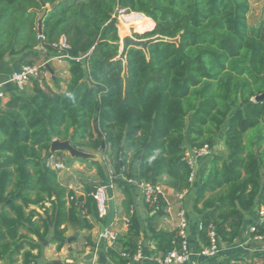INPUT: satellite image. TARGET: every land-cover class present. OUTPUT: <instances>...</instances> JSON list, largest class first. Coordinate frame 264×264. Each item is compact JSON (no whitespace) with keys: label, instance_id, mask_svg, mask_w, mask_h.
Instances as JSON below:
<instances>
[{"label":"trees","instance_id":"1","mask_svg":"<svg viewBox=\"0 0 264 264\" xmlns=\"http://www.w3.org/2000/svg\"><path fill=\"white\" fill-rule=\"evenodd\" d=\"M155 1L156 8L152 0H0V63L33 65L39 47L56 56L53 45L64 39L68 72L65 81L54 79L64 91L33 81L30 89L12 90L0 109V206L13 213L0 219V260L14 264L21 255L22 264H33L31 252L48 235L59 250L61 226L80 224L84 210L96 217L95 186L88 183L85 199L75 198L46 165L53 140L96 153L104 146L102 163H89L102 182L110 168L123 195L127 231L106 252L118 264L127 263L121 253L133 256L141 235L162 253L179 243L176 231L156 229L161 196L145 204L153 212L145 221L130 214L122 177L137 170V178L165 177L174 192L189 190L187 149L222 143L224 150L203 161L187 199L198 218L197 249L208 246L210 229L227 246L239 241L246 216L264 207V100L254 101L264 92V22L248 25V0ZM119 8L145 23L128 24L121 34ZM123 36L146 45L120 50ZM30 206L42 216L27 212ZM256 230L252 237L264 240V227Z\"/></svg>","mask_w":264,"mask_h":264},{"label":"crops","instance_id":"2","mask_svg":"<svg viewBox=\"0 0 264 264\" xmlns=\"http://www.w3.org/2000/svg\"><path fill=\"white\" fill-rule=\"evenodd\" d=\"M259 21L257 25L260 23ZM264 22V21H263ZM251 27H257L255 25H250ZM40 53V59L36 61V63L45 62V68L41 73L40 79L37 80V83L40 87L42 85L48 86L53 91L62 92L65 89V84L60 82L58 85H55L54 79L59 78L62 81H65L68 78L67 72V64L63 60L55 59V56H46L42 48L37 49ZM59 64V65H58ZM61 66V72L57 68ZM21 66L6 61L0 63V83L6 81L11 73L17 71ZM32 82H29L26 86V89H30L32 87ZM5 89L8 92L7 98L2 101L0 105V109H4V105L10 98V92L14 90L12 85H6ZM92 154H96V152H90ZM66 155V154H65ZM68 156V155H66ZM51 158V157H50ZM46 159L47 165L53 168L55 163H60L59 159L56 161H50ZM49 161V162H48ZM49 163V164H48ZM65 168V167H64ZM56 170V169H54ZM69 170H76L78 175H74L71 173L70 175H62L61 171L70 172ZM58 171V181L59 183L66 187L68 190H71L74 193L75 198L84 197L85 192L84 186L88 183L92 185L103 183L100 181L96 175L94 167L90 165L89 161L87 163H77L73 162L71 168H65L64 170H56ZM133 176H136L135 173ZM126 186V185H125ZM130 191L134 212H137L143 221L146 220L147 215L150 216L153 214L147 211V207L142 200V197L135 187H127ZM164 202L168 205V213L163 214L156 221V229L161 232H173L176 231V212L180 207L179 204L175 203L173 200V191L169 188H164ZM118 194V196H117ZM112 198H113V208H114V218L109 226H105L109 228L110 231L117 233L118 238L124 236L127 231V226L125 225L126 215L124 213L122 207L123 195L118 186H113L112 190ZM69 203V199L67 202V206ZM49 204H45V207H48ZM182 206L185 207L187 211V215L189 218V238L190 242L194 246H198L199 243L197 239L198 232V218L193 215L190 211V203L187 200L185 203L183 202ZM42 216V211L38 208L30 206L29 210H33ZM255 213L254 209L250 214H248L245 218V222L243 225V232L239 241H235L232 245L227 246V251L224 252L223 256H220L216 261L207 262L205 264H264V240H256L252 235H248L247 227L254 223L255 221ZM3 214H8L10 217H13V213H11L7 208H3L0 206V219ZM82 217H80V224L78 225H70L65 223L61 228L65 227L64 232V240L62 247L57 250L56 244L51 242V235L47 236L45 241L38 245V248L31 253L34 256H37L34 260L33 264H118V260L113 259V257L109 256L103 251L104 240L101 238L100 233L101 225L105 223L96 220V217L87 212L86 210L82 211ZM81 220L83 223H81ZM90 227V228H89ZM21 234H26L25 230H20ZM34 242H36V238L34 236H29ZM141 243L143 257L138 261H128L126 264H156L153 259L155 257H160L163 253L156 249L153 241L141 235V238L137 243ZM25 250L28 248L25 246ZM99 254L104 255V260L100 262ZM16 261L14 264H22L23 259L21 255L16 256ZM129 262V263H128ZM0 264H11L9 259L6 257L5 260H0Z\"/></svg>","mask_w":264,"mask_h":264},{"label":"built area","instance_id":"3","mask_svg":"<svg viewBox=\"0 0 264 264\" xmlns=\"http://www.w3.org/2000/svg\"><path fill=\"white\" fill-rule=\"evenodd\" d=\"M53 48L57 52L55 59L62 60L64 57L61 54L67 49L64 39H60L57 44L53 45ZM45 65V62L40 64L24 65L21 66L17 71L11 73L6 81L0 83V105L2 101H4L8 96V92L5 89L6 85H12L14 89L19 91L23 90L29 82L40 79ZM214 152V148L212 149L208 146H204L200 149H187L185 151L184 161L190 169L187 181L191 189H185L181 192H174L172 190L174 202L180 205L176 212V233L179 243L174 245L170 250L164 252L160 257H155L153 261L156 264H202L204 262H213L216 261L220 256H223L224 252L228 250L227 245L220 242L213 229H210L208 232V246L201 247L200 249H197L196 244L193 246L189 238V218L185 207L182 206L183 202L185 203L190 196L191 190H193L196 186L200 170L199 165H201L204 160L211 158ZM53 168L56 170H62L64 169V166L57 162L53 165ZM107 173L108 183L103 182V185L98 184L95 186V190L92 194L95 203L96 220L100 222H103L106 219L109 209V202L113 201L112 195L108 192L109 189L113 190L114 186L112 176L113 171L108 168ZM122 181L127 187L137 188L143 202L149 206L157 202L158 196H161L164 200L163 190L166 188L164 184L166 181L165 177H161L160 180L155 183L137 178V176H133L130 179L122 177ZM167 206L168 205L165 203V207L163 208L164 214L168 213V208H166ZM255 210V221L253 224L247 227L248 235L256 233V225L264 227V207H260ZM133 212L134 208L132 206L130 208V214ZM128 224L129 219L126 217L125 225L128 226ZM100 236L104 240L102 249L105 253L115 245L118 239L117 233L110 231L109 228L106 227L100 233ZM254 238L258 241L263 240V238L258 235L254 236ZM121 257L128 261L141 260L143 257L141 243H137V249L133 256L121 253Z\"/></svg>","mask_w":264,"mask_h":264},{"label":"rangeland","instance_id":"4","mask_svg":"<svg viewBox=\"0 0 264 264\" xmlns=\"http://www.w3.org/2000/svg\"><path fill=\"white\" fill-rule=\"evenodd\" d=\"M248 2H249L250 10H249V14L247 16V23H248V25L250 24V25L257 26V23L259 21H264V0H248ZM114 16H115V19L117 21V26H119V24L121 25V30H120L121 34L125 33V28H126V26L128 24H144L145 23V19H144L143 16H141V15H133L132 13H129V12H127L126 10H124L122 8L117 9ZM135 33L136 32L131 29V36L132 37H133V34H135ZM122 47L123 46H122V39H121L120 50L122 49ZM35 64H40V62L39 63H35ZM58 67L59 68H57V69L59 70V72H61V70H62L60 68L61 66H58ZM83 151L87 152V153L93 152V151L87 150V149H84ZM214 151L217 154L224 153L222 143H219L214 148ZM66 155H65V153H61V154L55 153V154H53L51 156V158L49 160L50 161H56V160L59 159V162L65 168H71V166L73 165V162H77V163H87L88 162V161L80 160V159H73V160L69 161V158ZM205 161L206 160H204V162ZM199 168H203L202 164L199 165ZM69 171L70 172L61 171V174L62 175H70L71 173L73 174V172L75 173L74 175H78L79 174L78 172H76V170H69ZM134 172L136 173L137 170H135ZM105 183H108V181H106ZM114 185L117 186L115 183H114ZM108 192L110 194H112V190L109 189ZM117 196H118V194H117Z\"/></svg>","mask_w":264,"mask_h":264},{"label":"water","instance_id":"5","mask_svg":"<svg viewBox=\"0 0 264 264\" xmlns=\"http://www.w3.org/2000/svg\"><path fill=\"white\" fill-rule=\"evenodd\" d=\"M153 3V8H156V1L152 0ZM38 33H41V24L38 22ZM146 45L145 41H137L133 39L131 36L124 37L122 39V46L123 49L126 50L129 47L133 48H141ZM264 100V92L259 95L258 97L255 98V102H261ZM189 121L186 120V128L188 127ZM124 143V138L121 141V144L123 145ZM104 150V146H101L100 151H98L96 154L92 153H87L84 151H81L79 149L74 148L69 141H57L53 140L50 144L49 152L46 156V159L50 158L53 154L55 153H65L68 155L69 161L73 159H80V160H85V161H98L102 163V153ZM257 156V155H256ZM139 161V158L136 160V162ZM96 184L95 186H97ZM100 185H103V183H100ZM114 218V208H113V201L109 202V209L107 213V217L105 219V223L101 225V231L105 228V226H109L110 223L112 222ZM99 260L100 262L104 260V255L99 254Z\"/></svg>","mask_w":264,"mask_h":264},{"label":"bare ground","instance_id":"6","mask_svg":"<svg viewBox=\"0 0 264 264\" xmlns=\"http://www.w3.org/2000/svg\"><path fill=\"white\" fill-rule=\"evenodd\" d=\"M124 37H127V36H124ZM124 37H123V38H124Z\"/></svg>","mask_w":264,"mask_h":264}]
</instances>
